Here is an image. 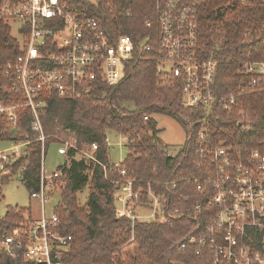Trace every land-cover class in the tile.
Masks as SVG:
<instances>
[{"label":"trees","instance_id":"16d2710c","mask_svg":"<svg viewBox=\"0 0 264 264\" xmlns=\"http://www.w3.org/2000/svg\"><path fill=\"white\" fill-rule=\"evenodd\" d=\"M71 2L85 10L86 16L98 20L114 39L126 34L134 39L138 49L148 42L154 49L127 62L123 79L114 86L96 82L88 94L76 99L54 95L42 116L44 143L31 129L29 111L20 113L15 132L11 133L4 122L0 139L29 141V144L19 156L12 152L2 159L0 197L3 184L18 174L30 193L38 190L43 157L49 145H58L57 137L73 138L79 148L95 142L98 149L94 155L101 164L86 157L81 159L71 148L65 155L66 162L57 169L60 177L55 181L62 180L63 185L60 184L61 197L54 212L59 218V231L72 235L63 256L65 263L215 264L209 247L201 254L194 244L178 247L189 235L206 230L208 224L204 221L208 210L198 214L192 210L200 195L182 177L203 175L197 160L204 145L199 132L205 126L215 141L225 140L227 145L244 150L264 149V80L250 87L253 75L243 65L247 60H264V0H199L198 51L203 57L212 56L219 62L215 78L217 92L222 96L237 94L241 102L233 112L215 108L207 123L201 121L202 109L182 106L181 80L158 73L155 55L159 52V15L153 0ZM18 47L10 28L0 22L2 65L19 54ZM4 88L7 84L0 70V100L16 99ZM241 108L247 111V117L238 115ZM154 113L172 116L186 129L185 143L176 155L169 154L159 138ZM145 116L149 118L146 120ZM242 120H249L250 130L240 125ZM108 131L126 138L128 153L118 165L109 162L105 143ZM123 170L126 179L135 182V188H147L152 183L165 204V212L180 208L186 209L188 215L173 223L156 219L137 220L133 225L131 220L117 217L115 182L123 179ZM173 181H178L176 187ZM85 188H88L87 200L80 205L78 193ZM142 201L147 202V193ZM25 216L29 221L19 225ZM31 216L28 209L8 206L0 220V242L4 236L28 230ZM0 264L39 263L22 255L13 257L0 246Z\"/></svg>","mask_w":264,"mask_h":264},{"label":"built area","instance_id":"2783aa9c","mask_svg":"<svg viewBox=\"0 0 264 264\" xmlns=\"http://www.w3.org/2000/svg\"><path fill=\"white\" fill-rule=\"evenodd\" d=\"M153 1L159 15V52L155 55L158 73L181 80L182 106L202 109V122L207 123V117L218 107L233 112L240 106L239 96L217 92L219 62L198 51L199 0ZM0 22L10 28L19 46L14 59L3 65L0 62L7 84L4 90L16 96L0 100V128L6 122L11 133L17 131L19 115L27 110L32 118L31 129L42 143L46 139L42 116L54 95L76 99L88 94L96 82L114 86L123 79L127 62L154 49L150 42L138 49L130 35L114 39L98 20L86 16L71 0H0ZM147 40L151 41V37ZM243 65L253 75L250 87L264 80V60H247ZM240 125L251 129L249 120ZM208 130L205 126L199 132L204 145L198 152L197 166L204 170L203 175L182 177L200 195L192 210L197 214L208 210L204 215L207 229L189 235L178 247L194 244L198 254L209 247L215 264H264V149L244 150L227 145L225 140L215 141ZM57 139L59 154L66 155L73 148L100 163L94 155L97 143L79 148L73 138ZM105 143L109 148L108 136ZM28 144L29 141L11 140V150L19 156ZM121 175L123 179L115 182L117 217L127 218L133 225L137 220L156 219L173 223L188 215L186 209L180 208L165 212V204L152 183L147 188H135V182L126 179L125 170ZM59 177L60 171L48 175L42 166L39 188L31 193L42 207ZM177 182L171 183L176 187ZM145 193L147 202L142 201ZM59 230L57 214L47 216L43 210L36 225L4 236L0 246L13 257L22 255L39 264H66L63 256L72 235Z\"/></svg>","mask_w":264,"mask_h":264},{"label":"rangeland","instance_id":"374dc122","mask_svg":"<svg viewBox=\"0 0 264 264\" xmlns=\"http://www.w3.org/2000/svg\"><path fill=\"white\" fill-rule=\"evenodd\" d=\"M80 1L91 4H96L97 2V0ZM237 113L238 115L242 113L243 115H241V117H247L248 115L247 111L242 108ZM152 117L156 121L159 138L161 139L164 146L167 147V151L171 155H176L185 143L187 136L186 129L175 118L167 114L154 113ZM107 136L110 140V146L108 148L109 162L111 164H118L124 160L128 153V149L126 147V139L121 133H116L114 131H108ZM54 144L48 146L46 154L43 157V165L48 175L56 171L58 169V166L63 162H66L67 159L65 154L59 155V153L57 152L59 145ZM10 154H12L11 140L0 139V172L2 168V159ZM79 156L81 159L85 157L82 154H79ZM57 182L58 183L54 181V188L52 191H50L47 197V201L44 203V207H42V203L39 199H34L31 197L30 191L21 181L19 174L16 175L10 181L4 183L2 186V196L0 197V220L5 215L8 206L30 210L32 216L30 218L31 222L29 223V225L32 226L36 225V221L40 219L43 210L46 212L47 216H51L54 212L55 206L58 204L61 197L60 184L63 185V181L59 180ZM87 196L88 188H85L83 192L78 193V203L80 205H83L87 200ZM147 208L149 209V206ZM28 221L29 217L25 216V221H21L19 225H21L22 223H27Z\"/></svg>","mask_w":264,"mask_h":264}]
</instances>
